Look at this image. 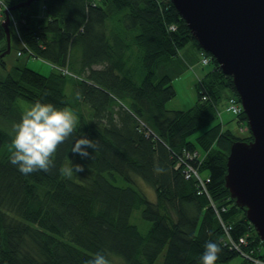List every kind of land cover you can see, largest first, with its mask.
Wrapping results in <instances>:
<instances>
[{
  "label": "trees",
  "instance_id": "16d2710c",
  "mask_svg": "<svg viewBox=\"0 0 264 264\" xmlns=\"http://www.w3.org/2000/svg\"><path fill=\"white\" fill-rule=\"evenodd\" d=\"M1 20L0 54L7 49ZM15 21L18 55L52 69L15 64L0 78V264H86L97 253L109 264H157L162 254L161 264H202L207 241L221 247L216 264H227L238 255L231 238L249 241L245 264L264 261V241L225 184L232 143L253 138L247 115L232 76L172 0H44L41 14L24 9ZM181 51L197 70L198 94L192 107L175 110L167 108L172 78L158 70ZM36 101L69 107L79 123L50 172L24 175L10 163V133ZM233 120L248 134L235 133ZM82 136L97 144L96 152L88 148L92 158L71 152ZM196 150L199 164L190 159ZM73 163L85 170L69 180L59 170ZM189 165L210 177L206 189L195 173L185 175ZM140 183L154 188L153 200ZM135 211L150 222L145 232L132 221Z\"/></svg>",
  "mask_w": 264,
  "mask_h": 264
},
{
  "label": "water",
  "instance_id": "95a60500",
  "mask_svg": "<svg viewBox=\"0 0 264 264\" xmlns=\"http://www.w3.org/2000/svg\"><path fill=\"white\" fill-rule=\"evenodd\" d=\"M1 25L11 51L9 11ZM200 46L232 76L253 138L232 143L225 184L264 240V0H172Z\"/></svg>",
  "mask_w": 264,
  "mask_h": 264
},
{
  "label": "clouds",
  "instance_id": "9594fccd",
  "mask_svg": "<svg viewBox=\"0 0 264 264\" xmlns=\"http://www.w3.org/2000/svg\"><path fill=\"white\" fill-rule=\"evenodd\" d=\"M76 99H79V94ZM78 123L77 115L69 107L58 108L52 103L36 101L23 112L21 120L13 125L10 133L14 134L9 148L10 163L17 166L24 175L40 170L50 172L55 167L54 157L59 146L72 137ZM88 148L98 151L93 139L82 136L75 140L71 152L82 158H92ZM84 170L83 164L73 163L62 166L59 171L63 177L71 180L74 173ZM220 252L218 243L207 241L201 257L202 264H216ZM86 264H109V261L103 254L97 253Z\"/></svg>",
  "mask_w": 264,
  "mask_h": 264
},
{
  "label": "rangeland",
  "instance_id": "374dc122",
  "mask_svg": "<svg viewBox=\"0 0 264 264\" xmlns=\"http://www.w3.org/2000/svg\"><path fill=\"white\" fill-rule=\"evenodd\" d=\"M6 1H8V0H0V6L2 3H4V5L6 6V7H4L5 10L10 8V6L18 3V2L17 3L15 2L14 4L9 6ZM43 4H44V0H36L29 6H24V7L17 8V9H12V13L10 10L9 11L10 22H12V24L16 25L15 20H16V18H19L20 14L22 13V11L24 9L26 10V12L32 13L35 16H37V14H41L43 12ZM5 10L0 11V19H5ZM11 46H12L11 51L9 53H7L5 56V61H6L7 65L3 66L0 63V78L5 77L9 73L10 69L15 64H21L22 65L23 63H27V65L29 67H31L37 71H40L42 73H46V74L49 73L50 70L52 69L51 64L49 62L44 61V60L39 59V58H36V57H32L27 52H25L23 55L19 56L17 51H18V48L20 45H19V42L16 38H14L12 40ZM187 46H189V45H187ZM193 48H195L196 51H195V53L193 51H191L190 57L195 56V59H198L200 57L199 50H197V47L193 46ZM185 57H186V54L183 53V51H181V52H179V54L177 56L170 57L169 60L165 64L162 65L161 69L158 70L159 74L164 75V73H168L171 76L172 83L176 89V95L171 100H169L167 102V108H169V109L185 110V109L192 107L197 100V94H198L197 82H198L199 78L193 72L189 71V68H187V67H189V63ZM203 59H202V62H203ZM181 71H183V72H181ZM226 108L231 110L232 109V103L228 104L226 106ZM223 117L225 119H229V118L232 119V115H229L228 113H224ZM235 124H236V122L234 120L231 121L230 127L233 128V131L235 133H238L242 136H245L248 134V131L240 130V126L238 124H236V125ZM190 159L192 161H195L197 164H199V158H198V151L197 150L195 152H191ZM178 166H179V164L176 167H178ZM189 166H190V168H188V169H190V171L192 169L193 171H191L190 174H189V171H185L186 172L185 175L189 174V176H187V177H190L191 173L193 175V173L197 172V166H195V167L193 165H189ZM205 174H206V172H205ZM195 176L197 177L196 173H195ZM119 177H120L121 182H118V183L123 184L121 176H119ZM206 182H208V181L204 180L203 183L200 182V184L198 186H201L202 188L206 189L205 188ZM141 183H143V182H141ZM141 183L139 184V186L142 189L144 188L146 190L147 196L153 200L155 197L154 196V194H155L154 188L152 186L147 185V184H141ZM213 206H214V208H217L216 203ZM132 221L134 223H136L139 226L140 230L143 232H145L150 227V222L145 220L144 218H142L141 213L139 211H135L133 213ZM261 240L264 241L263 239H261ZM239 242H237V240H234L233 238H231L230 244L232 247L237 249L236 252L238 253V255L235 256L233 259H231L229 262H227V264H245L243 262V260L244 259L245 260L250 259V252H249V250H247V246H249V241L244 239V240H241ZM242 243L244 244V246L246 248H243V246H241ZM262 245L264 246V243ZM255 259L262 260L261 258H255ZM113 260H116V262H118L119 259L114 257ZM162 261H163V254L159 256V258L157 260V264H161ZM253 264H260V263H253Z\"/></svg>",
  "mask_w": 264,
  "mask_h": 264
},
{
  "label": "built area",
  "instance_id": "2783aa9c",
  "mask_svg": "<svg viewBox=\"0 0 264 264\" xmlns=\"http://www.w3.org/2000/svg\"><path fill=\"white\" fill-rule=\"evenodd\" d=\"M4 7H6V6L4 5V3H2L1 6H0V11H3V8H4ZM207 62H208V59H207V58H204V59H203V63L206 64ZM231 111H234V112L238 111L237 108H236V106L233 105V104H232V109H231ZM189 168H190V166H189ZM187 171H189V174H190V172L193 171V170L191 169V171H190V169H188ZM197 172H198V171H197ZM197 172H195V173H196V175H197V177H198V173H197ZM189 174H187V176H189ZM198 178H199V179H198L199 182H201V183H203L204 180H206V181H210V177H209V176L205 177V179H203V178H201V177H198ZM206 183H207V182H206ZM205 186H206V185H205ZM201 189L204 190V188H202V187H201ZM241 240H244V239H241ZM254 260H255L257 263H264L263 260H259V259H254Z\"/></svg>",
  "mask_w": 264,
  "mask_h": 264
},
{
  "label": "crops",
  "instance_id": "0c3cea01",
  "mask_svg": "<svg viewBox=\"0 0 264 264\" xmlns=\"http://www.w3.org/2000/svg\"><path fill=\"white\" fill-rule=\"evenodd\" d=\"M189 50H190V51H193V52L195 53V50H194L193 47H190ZM194 59H195V56H191V57H190V60H193V61H194ZM193 61H192V62H193ZM194 62H195V61H194ZM194 62H193V63H194ZM189 71L193 72L194 74L197 72L196 69L194 70L195 72H194L193 70H190V69H189ZM195 75H196V74H195Z\"/></svg>",
  "mask_w": 264,
  "mask_h": 264
},
{
  "label": "bare ground",
  "instance_id": "6f19581e",
  "mask_svg": "<svg viewBox=\"0 0 264 264\" xmlns=\"http://www.w3.org/2000/svg\"><path fill=\"white\" fill-rule=\"evenodd\" d=\"M201 191H199V193H200Z\"/></svg>",
  "mask_w": 264,
  "mask_h": 264
}]
</instances>
